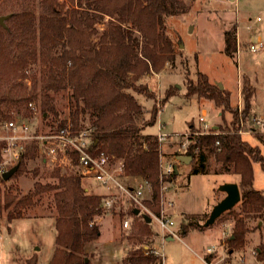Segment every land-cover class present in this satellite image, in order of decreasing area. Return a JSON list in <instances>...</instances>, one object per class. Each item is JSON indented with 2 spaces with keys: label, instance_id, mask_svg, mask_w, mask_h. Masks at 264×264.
<instances>
[{
  "label": "trees",
  "instance_id": "trees-1",
  "mask_svg": "<svg viewBox=\"0 0 264 264\" xmlns=\"http://www.w3.org/2000/svg\"><path fill=\"white\" fill-rule=\"evenodd\" d=\"M184 8L182 0H0V13L8 16L4 27L0 26V130L13 116L29 117L30 104H38L42 115L58 118L53 95L68 91L69 118L57 119L55 126L50 125L51 132L68 125L75 133L89 131L91 152L103 153L113 164H120L124 178L148 182L151 198L146 204L158 215L160 189L176 174H161L158 137L142 133L155 123L158 110L153 108L150 119L138 125L143 108L134 94L154 98L139 80L174 62L175 45L168 37L166 20ZM224 44V54L231 57L237 46L236 27L224 33ZM35 67L39 75H27ZM196 77L197 84L187 86L185 97H204L223 113H230L232 120L229 126L220 125L207 133L191 126L184 156L198 161L193 174L208 171L206 154H210L221 170L239 176L240 201L235 206L239 210L218 218L227 214L232 219L234 225L224 245L239 250L251 230L248 222L264 220L263 193L252 188L253 163L264 171V158L258 146L239 134L240 120L249 116L253 92L243 85L242 110L238 111L231 107L230 93L211 84L204 74L196 73ZM173 95L166 91L164 102ZM3 147L0 145V153ZM39 147L35 140L23 144L11 179L38 159ZM74 160L77 164L76 157ZM40 163L45 166L42 158ZM32 172L35 177L39 170ZM50 177L52 183L35 182L32 190L18 197L11 188L2 191L0 176V210L7 212L5 218L11 223L25 217L36 198L52 194L56 236L49 264H85V246L100 236L94 219L103 212L105 196L87 193L72 171L53 168ZM115 208L116 204L111 210ZM132 211L130 208L131 235L144 242L151 235L150 224L137 221ZM256 258L264 264V246L258 248ZM156 261L151 254L127 253L121 264H161ZM25 264H36V260L27 259Z\"/></svg>",
  "mask_w": 264,
  "mask_h": 264
},
{
  "label": "rangeland",
  "instance_id": "rangeland-1",
  "mask_svg": "<svg viewBox=\"0 0 264 264\" xmlns=\"http://www.w3.org/2000/svg\"><path fill=\"white\" fill-rule=\"evenodd\" d=\"M182 1L185 3L184 10L166 20L168 37L175 45L174 62L165 65L159 73H151L139 80L140 84L147 85L154 98L134 94L143 108L137 119L138 125L141 126L150 119L153 108L158 110L155 123L145 127L142 133L165 136L166 140L159 145L160 160L177 167L175 178L163 183L158 203V214L162 212L174 222L172 229L175 236L162 233L151 217L150 214H157L146 204L151 198L149 191L145 193L142 202L145 209L140 210L152 218L149 226L151 235L140 242L136 235H131L133 217L129 213L130 204L124 197L118 196L113 211L102 212L94 219L100 236L85 246V264H121L127 253H143V248L153 245L161 253V264H204L201 258H205L208 247H216L217 258H222L225 262L237 263L242 259L243 264H262L256 258V251L264 246V220L261 223L248 222L251 230L245 236V245L234 251L224 245L234 225L227 214L206 228L203 224L206 214L209 215L213 206L222 199L224 193L218 191L221 184L239 179L238 175L221 170V165L210 154H206L208 171L204 174L192 173L198 161L182 165L174 157L180 153L184 156L191 126L194 131L203 133L220 125L229 126L232 120L230 113H223L222 109L215 107L212 101L204 97H185L187 86L197 84L196 73L204 74L211 84H222L221 90L231 94V107L238 111L242 110L243 85L252 89L249 116L240 120L244 130L252 128L249 121L253 112L257 117L264 115V47L256 52L250 50V45L257 40L264 43V0ZM2 16H6V12L0 13V17ZM234 27L237 46L234 54L229 57L223 51L224 33ZM99 28L102 29L103 25H99ZM32 74L38 76V68L27 72V75ZM3 80L5 82L7 79ZM168 90L175 95L164 102L165 92ZM53 99L58 118L52 114L42 115L38 104H35L29 117L13 116L14 121L21 126L25 125L26 133L44 136L51 132L50 125L55 126L57 119H68L70 114L68 91L53 95ZM201 117H204L203 123L199 122ZM262 120L264 121L263 117ZM22 135L21 131L13 133L0 130V145H4L0 153V167L4 165L7 169L16 165L17 159L12 158L16 148L9 144L11 142L8 138ZM241 136L250 145L258 146L264 158L262 129ZM9 145V150L5 152L4 149ZM41 158L39 154L38 159L27 163L21 174L1 184L2 191L11 188L13 194L21 197L32 190L35 182L52 183L50 173L53 168L48 164L43 166ZM33 169L39 170L35 177ZM252 170L256 175L255 189H264V171L259 163H253ZM124 181L135 185L133 179ZM82 186L92 195L107 193L95 181L82 180ZM169 202L171 207L168 206ZM233 209L236 212L239 210L236 207ZM6 213L0 210V264H25L27 259L33 258L36 264H49L55 251L56 236V211L52 194L36 198L34 205L21 219L8 223ZM124 220H129V228L123 227ZM137 221L143 220L137 216ZM198 225L203 227L199 228ZM168 237H172V240H167ZM155 258L157 263L160 262V257Z\"/></svg>",
  "mask_w": 264,
  "mask_h": 264
},
{
  "label": "built area",
  "instance_id": "built-area-1",
  "mask_svg": "<svg viewBox=\"0 0 264 264\" xmlns=\"http://www.w3.org/2000/svg\"><path fill=\"white\" fill-rule=\"evenodd\" d=\"M253 41V38L251 42ZM264 47V43L260 40L252 43L250 45V50L253 52L259 51ZM31 109L33 106L29 105ZM204 117L199 119V122L203 123ZM252 128L247 131L244 130V125L240 121L241 129L239 134H250L255 132L257 129H262L264 132V121L261 117L252 116L249 121ZM2 130L11 131L17 133L19 131L23 132V135L9 137L8 140L16 148L12 153V158L18 159L23 144L32 140L38 141L40 144L39 154L42 156L44 164H48L52 168L61 169L63 171H74L81 180H91L98 183L101 187L105 188L107 193L105 199L103 200L102 208L103 212L111 211L112 207L116 204L118 196L124 197L130 204V207L133 209H138L140 214L142 210L145 209L143 206V200L145 193L151 191L150 185L147 181L142 179H133L135 185L129 184L124 181L122 166L120 164H113L110 159L103 153L91 152V139L88 131H81L79 133L73 132L69 125L67 127L59 129L57 132L46 133L44 136L30 135L27 132L25 125H19L16 121L11 120L5 122L2 125ZM209 130L204 131L207 133ZM158 141L161 144L166 140V137L159 135ZM16 141H20L17 143ZM16 142V143H15ZM10 148V145L4 149L7 152ZM182 153L176 155L182 156ZM77 158V164L74 162V158ZM174 157L175 161L178 160ZM161 158V156H160ZM160 162L161 174L163 176H169L174 171L176 167L172 163H162ZM6 171L4 165L0 167V176ZM168 206L171 207L172 204L169 202ZM149 213V212H148ZM153 217V220L158 224L159 230L162 233H167L170 236H175L172 227L174 222L166 217L162 212L158 215L150 214ZM141 217V216H140ZM150 219L152 220V218ZM129 220L123 221V227L129 228ZM224 234V232H223ZM216 247H208L206 249L205 258H201L204 264H243V260L240 259L237 263L225 262L222 258H217L216 256ZM143 254H151L157 258L160 257L161 262V253L157 246L145 247L143 248Z\"/></svg>",
  "mask_w": 264,
  "mask_h": 264
},
{
  "label": "water",
  "instance_id": "water-1",
  "mask_svg": "<svg viewBox=\"0 0 264 264\" xmlns=\"http://www.w3.org/2000/svg\"><path fill=\"white\" fill-rule=\"evenodd\" d=\"M8 18V16H2L0 17V26L4 27V21ZM218 89H222V84H218ZM214 130H217V127L213 128ZM176 159L180 162L182 165H188L192 161L190 156H177ZM18 164L10 168L9 170L5 171L1 178L4 182L8 181L12 175L17 171ZM174 174H177V167L174 168ZM218 191H222L225 196L213 206V209L209 213L208 217L206 218V221L203 223L204 227H208L210 225H213L215 220H217L220 216H222L223 213L228 212L235 208V206L240 201V190L238 189V185L234 183H223L219 187ZM132 213L135 216H141L142 220L150 224L151 219L147 215L140 214V211L138 209H133ZM167 240H172V237H169Z\"/></svg>",
  "mask_w": 264,
  "mask_h": 264
},
{
  "label": "crops",
  "instance_id": "crops-1",
  "mask_svg": "<svg viewBox=\"0 0 264 264\" xmlns=\"http://www.w3.org/2000/svg\"><path fill=\"white\" fill-rule=\"evenodd\" d=\"M253 116H256V113L253 112ZM260 116H261V118H262V117L264 118V115H263V114H261ZM213 128H214V127H213ZM253 173H254V172H253ZM238 177H239V176H238ZM239 180H240V178L237 179V180L224 181L223 183H234V184L238 185V184H239ZM255 181H256V175H255V173H254V179H253V184H252V188H253V190L255 189V187H254V185H255ZM223 183H222V184H223ZM255 190L261 191V192L263 193V196H264V189H255ZM102 195H106V193H104V194H102ZM224 196H225V194H223L221 198H223ZM220 200H221V199H220ZM168 238H169V237H168ZM168 238H167V239H168Z\"/></svg>",
  "mask_w": 264,
  "mask_h": 264
}]
</instances>
